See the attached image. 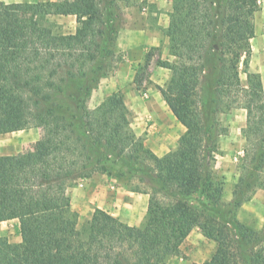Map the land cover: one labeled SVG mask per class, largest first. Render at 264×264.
Returning <instances> with one entry per match:
<instances>
[{"label": "trees", "instance_id": "obj_1", "mask_svg": "<svg viewBox=\"0 0 264 264\" xmlns=\"http://www.w3.org/2000/svg\"><path fill=\"white\" fill-rule=\"evenodd\" d=\"M168 1L162 33L173 61H157L170 73L157 89L185 130L162 157L132 130L120 91L87 106L122 61L115 44L131 0L0 1V135L44 130L33 151L0 156V222L17 220L20 235L0 237V264H168L195 228L214 244L201 264H264V225L237 219L264 190V88L249 70L262 0ZM57 17H74V31ZM150 57L135 71L137 88ZM233 108L245 111L244 146L225 203L212 168L227 132L219 115ZM95 174L147 185L140 226L100 209L80 223L67 189Z\"/></svg>", "mask_w": 264, "mask_h": 264}, {"label": "crops", "instance_id": "obj_2", "mask_svg": "<svg viewBox=\"0 0 264 264\" xmlns=\"http://www.w3.org/2000/svg\"><path fill=\"white\" fill-rule=\"evenodd\" d=\"M0 1L6 4L37 2V0ZM261 2L264 5V0ZM158 12L160 8L145 14V9L142 8L141 12L136 6H130L124 10L123 23L115 44V51L122 55V61L110 76L99 81L91 93L87 106L89 109H94L105 97L117 91L122 92L125 105L130 112L132 130L137 136L144 138L145 146L155 156L162 157L176 147L180 135L185 130L173 116L157 89L163 86L170 73L167 69L156 66L151 58L147 82H143L140 88L133 83L135 71L143 63L147 50L155 49L161 60H173L168 54V40L162 33V29H165L168 24V17ZM256 14L254 18L255 35L251 39L249 70L259 74L264 88V19L258 24ZM144 92L148 93L145 99L141 95ZM243 125L244 121L241 127ZM43 137L42 128H29L1 134L0 156L31 152L35 149L36 142L42 140ZM81 182L67 189L72 209L78 213L79 219H89L94 209H100L128 226L141 225L148 205L147 194L126 191L117 179L102 174H95L90 179ZM237 219L248 226L258 227L264 224V190H257L252 198L238 209ZM8 225L18 227V221L0 222V237L9 235ZM202 239L206 240L200 230L195 228L182 246L185 243L189 244L194 253L197 240ZM19 241L20 236L16 242ZM210 254L211 252L207 254L200 252L198 260H195L193 256V258L181 256L170 259L168 264H201L210 257Z\"/></svg>", "mask_w": 264, "mask_h": 264}, {"label": "rangeland", "instance_id": "obj_3", "mask_svg": "<svg viewBox=\"0 0 264 264\" xmlns=\"http://www.w3.org/2000/svg\"><path fill=\"white\" fill-rule=\"evenodd\" d=\"M41 1L42 0H37V2H41ZM52 1H60V0H52ZM130 6L138 7L141 10V12H142V8L145 9V14H148L149 12H154L155 10L157 11V8H160V12L158 13L166 14L167 17H168V13L170 12V8H171V4L168 0H131V4L125 7L124 10ZM263 9H264V5L262 2H260V10H259L260 12L256 14V21L258 24L263 22V19H264ZM124 10H123V13H124ZM53 21L56 22L57 24L62 25V30L64 32L74 31L75 21L73 17H57V18H54ZM147 54L151 55L149 65L152 59L155 64L157 63L158 60H161L159 59V56H157V52L155 49L147 50ZM147 74H149L148 69L146 73L143 75L142 83L147 82ZM240 77H241V80L244 82L245 76L241 74ZM141 95L144 99L148 97V93L146 92L142 93ZM243 121H244V125L241 127V125L243 124ZM219 122L221 126L227 130V132L225 135L220 136L218 139L219 153L215 156V162L212 168V177L215 182L220 183L222 185V188H223L222 201L227 203V202H230L232 199L233 186L236 183L238 176L240 174L239 172L240 159L243 157V146H244V140L241 135V129L245 126V111L239 108H233L228 112L220 114ZM109 178H112V177H109ZM112 179H115V178H112ZM81 181L82 180H78L73 185H76L77 183H82ZM118 182L120 183V186L124 188V190L129 191V192H133V190L131 189L138 187L140 192H134V193H143L142 191L148 188L147 185L138 183L137 177H133L129 181L125 179H120V180L118 179ZM85 220H87V218L80 219V223L84 222ZM263 225H260L258 227L257 226H252V227L260 230L263 228ZM7 229H9V235L5 237L8 238L10 242L17 243L16 240L20 236L18 227L14 225H8ZM197 241L198 242H196V249L194 250V253H193L192 246L185 243L182 246L180 257L181 256H183L184 258L194 257L195 260H198V255L200 252H206V254L211 252L212 254L214 250L213 242L206 241L203 239L197 240ZM174 258H178V257H174Z\"/></svg>", "mask_w": 264, "mask_h": 264}, {"label": "built area", "instance_id": "obj_4", "mask_svg": "<svg viewBox=\"0 0 264 264\" xmlns=\"http://www.w3.org/2000/svg\"><path fill=\"white\" fill-rule=\"evenodd\" d=\"M145 97H146V95H145Z\"/></svg>", "mask_w": 264, "mask_h": 264}]
</instances>
